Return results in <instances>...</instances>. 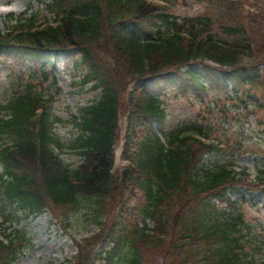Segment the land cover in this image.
Returning <instances> with one entry per match:
<instances>
[{
  "label": "trees",
  "instance_id": "1",
  "mask_svg": "<svg viewBox=\"0 0 264 264\" xmlns=\"http://www.w3.org/2000/svg\"><path fill=\"white\" fill-rule=\"evenodd\" d=\"M189 2L207 3L195 17L172 13ZM47 9L45 23L36 14L11 17L0 32V52L74 53L73 65L83 69L78 84L93 85L98 96L72 115L76 132L68 143L55 129L60 88L42 95L33 84L53 73L32 72V81L0 105V202L27 216L81 205L100 232L77 241L75 264H96L102 253L95 245L105 240L114 244L105 248L108 264H264V241L237 206L225 199L228 208L220 209L214 202L244 188L264 193V161L252 181L229 161L210 168L202 154L226 159L238 147L219 142L204 120L180 123L161 138L151 120L168 118L166 102L143 87L174 71L179 91L189 96V89L204 87L195 66L211 61L219 67L204 68L212 82L235 79L257 88L260 96L245 90L246 98L264 110V0H52ZM127 91V164L115 177L112 154ZM65 153L80 158L78 164L65 161ZM19 240L17 246L0 240V264L17 260ZM154 251L161 258L151 261Z\"/></svg>",
  "mask_w": 264,
  "mask_h": 264
},
{
  "label": "rangeland",
  "instance_id": "2",
  "mask_svg": "<svg viewBox=\"0 0 264 264\" xmlns=\"http://www.w3.org/2000/svg\"><path fill=\"white\" fill-rule=\"evenodd\" d=\"M50 0H0V30L6 32L7 17L13 14L14 16L21 15L28 8L31 13H38V18L43 20L47 15L42 2ZM195 2V1H193ZM208 2V1H207ZM191 3L188 7L178 5L172 9V13L181 17L196 16L205 10L207 3ZM5 52L0 54V103L7 102L8 99L15 93L16 90L25 86L31 77L34 69H40L42 65H46L49 69L52 68L51 63L55 61L56 66L52 69L57 77L58 85L64 91L57 97L54 104V109L60 117L70 119V113L76 114L78 103L86 104L96 98V93L90 87H83L78 84L82 76V67L73 65L72 58L64 56L58 60H53L51 56H40L39 58H30L27 67L24 62H19L16 58L9 57ZM74 57V55H73ZM57 61V62H56ZM173 73V72H172ZM175 76L171 77V80ZM206 81V88L203 99H200L195 93L189 89L190 96L186 97L182 91H179L178 84L169 83L170 80L157 81L150 84V90L156 95H159L167 105L169 116L168 124L183 119H196L201 115L207 120L215 124L214 136L219 142L228 141L232 143V147L237 146V141L242 142L245 147L253 148L254 150H264V129L256 124V119L248 115V109L245 106H252L254 101L246 98V91L261 93L257 88H245L236 85L234 82L229 83L227 88H217L211 82ZM73 83H76L73 85ZM53 91L54 86L52 81L48 82ZM47 87V84L44 85ZM244 99V100H243ZM248 100L247 105L245 100ZM121 108L123 112L121 116L128 117L130 104L128 101V92L122 96ZM258 118L264 117V112L257 114ZM121 130L127 126L126 120L121 117ZM120 129L117 133V140H120ZM59 134L66 137L71 132V126L64 124L59 126ZM242 139V140H241ZM124 141H120L115 151L119 156V162L115 165L120 167L125 164L122 159ZM68 157V156H66ZM74 161V159H70ZM238 167L246 168L252 177H255L257 169L262 165L264 159L252 154L245 156H235L231 158ZM2 168H0V173ZM243 199V200H241ZM240 208L242 209L245 218L257 228L258 234L264 237V196L261 193H256L252 197H241L238 195ZM62 212V210H59ZM86 210L82 207L71 209L69 216L73 223L69 234L77 240H82L84 237L91 236L98 232V225L92 218L86 215ZM5 213L8 209H4L0 205V223H2ZM59 217L58 214H56ZM112 221H108L105 228H109ZM11 227L18 229L23 233H27V238H30L32 244L26 248L22 257L17 264H70L69 261L77 253V247L73 243L71 236L66 233L57 223L54 222L50 212L39 217H22L21 212L16 215V220L11 224ZM106 229V231H107ZM104 239L105 235L103 236ZM97 246L95 245V248ZM104 249V248H101ZM105 255V253L103 254ZM151 261L158 260L161 256L154 251L149 254ZM97 264H107L100 260Z\"/></svg>",
  "mask_w": 264,
  "mask_h": 264
}]
</instances>
